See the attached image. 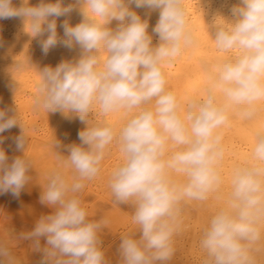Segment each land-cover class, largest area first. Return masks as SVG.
Here are the masks:
<instances>
[{"label":"clouds","instance_id":"9594fccd","mask_svg":"<svg viewBox=\"0 0 264 264\" xmlns=\"http://www.w3.org/2000/svg\"><path fill=\"white\" fill-rule=\"evenodd\" d=\"M133 5L159 9L152 30L156 46L148 19ZM77 6L82 20L75 25L64 20L59 35L57 19ZM231 15L230 20L216 17L211 38L217 51L230 55L211 69L207 95L189 99L181 110L166 87L163 68L193 42L184 0H40L37 5L20 0L19 6L0 0V19L23 18L31 37H43L44 54L57 44L82 51L75 61L39 70L34 108L86 124L78 132L80 143L63 145L55 138L60 163L39 195L50 212L18 234L42 254L40 264H107L99 238L106 221L89 218L79 193L98 175L113 142L121 162L111 171L109 188L114 202L134 209L138 226V234L121 238L119 264L171 259L181 223L179 204L206 201L223 183L216 130L227 123L229 109L251 119L255 105L264 103V0H239ZM113 20L118 22L114 28L109 26ZM110 113H123L124 124L115 128L93 118ZM17 125L21 133L13 140L24 154L10 159L0 147V194L14 197L31 183L32 162L25 155L27 133L18 111L0 109V133ZM199 243L202 264H264V125L255 130L250 160L233 169L230 191L209 217ZM0 264H17L6 242H0Z\"/></svg>","mask_w":264,"mask_h":264},{"label":"bare ground","instance_id":"6f19581e","mask_svg":"<svg viewBox=\"0 0 264 264\" xmlns=\"http://www.w3.org/2000/svg\"><path fill=\"white\" fill-rule=\"evenodd\" d=\"M19 3L20 0H13L14 5L19 6ZM39 3L40 0H30L31 5H37ZM64 3H74V0H64ZM184 3L193 42L182 51V54L175 61L165 65L163 68L167 81L166 87L177 97L181 110L186 109V103L189 99H200L207 95L211 69L220 62L222 58L230 55L217 51L211 38L215 36L214 21L216 17L222 16L226 20H230L232 18L231 8L238 4L239 0H184ZM132 7L142 18L148 19V32L153 37V46H156L159 40L158 36L153 33L152 30L158 21L159 9L150 10L147 7L135 8V5ZM82 18L79 6L75 7L70 14L59 17L57 19L58 34L63 36V28L61 25L64 20L67 19L72 25H75L79 23ZM223 18H218V22L223 23ZM117 23V21L113 20L109 26L114 28ZM26 31H29V29L24 27L23 18L21 17L0 19V109L7 108L17 110L19 118L22 117L23 119L29 116L30 121L28 122L29 124L26 125L30 127H28L27 132L30 138L33 135L35 136L34 126L38 127V130L41 131L43 139L38 140L39 138H35L36 141L32 139L34 142L31 143L29 140V142H27L29 145L25 149V155L31 160L33 169H35V171L37 170V172L39 170L38 173L32 170L31 172L37 173V176L33 174L34 177H32L36 178L40 174L38 180L40 181V179H43L42 181L46 183V176L51 171L55 170L60 163L57 158V152L53 147L55 138L60 140L63 145L73 142L80 143L78 132L85 128L86 124L82 123L78 118L71 120L66 119L59 111L55 113H46L43 110H36L34 108L33 103L40 80L39 70L45 66L54 68L62 60L75 61L81 56L82 51L78 45L73 48H68L63 44H57L55 47L51 48L47 54H44L40 43L43 37L33 38ZM101 55H106V53L102 52ZM255 108L256 115L251 119L242 116L238 108L233 107L229 109L227 123L216 130V134L220 137V146L223 150V158L219 163V171L223 183L217 192L209 193L206 201L201 202L185 199L179 204V219L181 223L173 236L174 254L171 259L168 260V263L173 262L175 257L178 258L176 255H179L181 249L186 246H189L190 253H197L198 258L202 260L200 261L201 264L205 259V253L201 249L199 243L202 230L207 224L211 214L222 204L223 199L230 191V177L233 169L250 160L255 130L261 125H264V103H258L255 105ZM9 114H11V112ZM93 118L106 121L115 128L121 127L126 119L123 113H110L106 117L100 114H94ZM23 122L25 123V121ZM24 123L22 125L26 128ZM8 130L7 131L14 136H18V134L21 133L19 125ZM2 135L7 138L4 132ZM14 136H12V138ZM8 139L9 141L7 140V143L12 140L10 136H8ZM7 143L0 147H5L7 149ZM10 143L15 144L14 141ZM10 146L12 147L13 145ZM11 147L10 151L13 149ZM7 150L6 153L8 152ZM61 151L64 155H67L64 149H61ZM17 152L18 150H16V153ZM19 154L23 155L24 152L20 151ZM120 162L121 154L119 146L113 142L106 151L104 159L101 161L98 175L94 179L85 182V187H89L86 196H88V200L91 201V205L89 206H92V215L90 218L95 220L103 219L106 221V224L99 233L105 236L112 234L110 233L111 228H113L114 231V227L112 226H119L123 223H128L127 227L131 225V228H128L129 231H127L125 235H128V232L129 234H138V226L132 219L134 209L129 205L117 204L114 202L109 188L108 180L111 171ZM176 179L180 181L182 177L176 176ZM94 186H96V188H93ZM43 187L44 186H42V188ZM83 201H85V199ZM118 218H122L124 221H118ZM119 222L122 223L120 224ZM121 226L125 228L126 225ZM108 230H110V232ZM113 234L115 235L114 232ZM101 237L104 238V236ZM110 237L108 236V238ZM113 241H118V238L117 240L115 238ZM186 243H188V245L184 247ZM186 250L183 249V252ZM108 252L107 250L105 253ZM183 254L185 255V253ZM181 257L183 256L181 255ZM111 258L109 259L112 260ZM116 262L119 263V261ZM108 264L110 263L108 262Z\"/></svg>","mask_w":264,"mask_h":264},{"label":"rangeland","instance_id":"374dc122","mask_svg":"<svg viewBox=\"0 0 264 264\" xmlns=\"http://www.w3.org/2000/svg\"><path fill=\"white\" fill-rule=\"evenodd\" d=\"M20 119H22V120H20V122L22 121L21 122L22 124L24 123L23 121H25V123H24L25 125L26 124H29L28 123L30 121V117L29 116L26 117V118H24V119L21 117ZM28 127H29V125H26V128H25L26 129V133L28 132ZM35 127L36 126H34L35 136L33 134H31L33 136H31V138H30V135L28 133L27 134V138H29V139H27V142H29V140H30V143L31 142H34V140L32 141V139H35V138L36 139L39 138L38 140L43 139V137L41 136V131L38 130V127H36V128ZM36 129H37V131H36ZM8 131L6 130L4 132V135L7 136V138L2 135L3 133L2 134L0 133V135H1L0 137L6 138V139H4L5 140L4 143L7 140L9 141L8 136H10V138L12 139V140H10V142L11 141H14L13 138L16 137V136L12 135ZM8 133H10L11 135L8 134ZM18 135H20V133ZM12 136H14V137L12 138ZM36 139H35V141H36ZM10 142H8V143L6 142L7 143V146L6 147L9 148V149L7 148L8 150L4 147L5 148V151L6 150L8 151L6 154L9 156L10 159L11 158H14L15 156H18V155L20 156L22 153L19 154L20 153L19 150H18L19 153L18 152L16 153V150L17 149L14 146L15 144H12ZM4 143H3V145H0V146H4L6 144V143L5 144ZM10 145H13L14 148H13V146L11 147ZM28 145H29V143L27 144V146ZM10 147L13 148L14 151H13V149H12V151H10L11 150ZM14 154H15V156H14ZM32 170H34V172H37V170L35 171V169H33V167H32ZM34 172H31L32 174L30 173L31 177L32 176L34 177L33 174H35V176H37V173L39 172V170H38L37 173H34ZM39 175L36 178H33L32 177L31 183L28 186H26V188L21 192V194L19 195V197H14L11 193L0 194V242H6L9 245V247L11 248L12 254H13V256L16 259L17 264H40V261L42 259V254L39 253V252L33 251V249H32V247H31V245H30L29 242L24 241V240H21V239L18 238V234L19 233H21L23 231L31 230V228L33 227L34 221L40 215L47 214L48 212H50V209L46 208L45 206H43V205H41L39 203V195H40L42 186L45 185V182L42 181L43 179H40V181H42L44 183H42V182H40L38 180ZM40 178H41V176H40ZM32 183H33V185H32ZM41 184H43V185H41ZM93 188H96V186H94ZM88 189H89V187L86 186L85 189L83 188V191L81 190L82 192H80L79 195H80V198L82 199L83 206L86 207L87 212L89 211V213H90V214L88 213L89 214V218H90L91 215H92L91 214V212H92V206H89V205H91V201H89L88 200V196H86L88 194ZM84 199H85V201H83ZM87 202H88V204H87ZM88 209H90L91 211L88 210ZM118 221H122L123 222L124 219L122 220V218H120ZM121 225H124V226L126 225V226L124 228ZM121 225H119V226L118 225L112 226V227H114V231H113V228H111V232H110V230H108L112 234L114 232L115 235L114 234L112 235V234H110L107 231L111 235V237H110V235H106L105 236L103 234L102 235L99 234L100 235L99 238L102 240V245H101L102 246V251H104V255L106 256L105 257V260H106L107 264H108V262L110 264H115L116 261H120L119 254H118V250H117L118 249V245H119V241L121 240V238L123 236H125L126 232L129 231L128 228L129 227L131 228V225H129V227H127L128 226V223H123ZM115 229H116V231H115ZM123 233H124V235H123ZM119 234H122V235H119ZM127 234L130 235L129 232ZM101 236H104V238L101 237ZM108 236L110 238H108ZM115 238H116V240L118 238V241L114 242L113 240ZM103 239H105V240H103ZM112 243L115 244V245H113ZM108 245H110V246H108ZM186 245H188V243L184 244V247ZM186 248H187V250H186ZM183 249L186 250V251L183 252ZM183 249H181V251H180V253H182V254L179 253L180 256L178 254L176 255V256H178V258L175 257V259H174L175 263L173 261V262H169L170 264L171 263L172 264H177V263L178 264H201L200 261H202V260L200 258H198L197 253H195V252L193 254L190 253L189 246H186ZM107 250L109 252H111V253H109V252H108L109 254L108 253H105V252H107ZM183 253H185V255ZM186 254H187V256H186ZM195 254L197 255V257H196ZM181 255L183 257H181ZM193 255H195V256H193ZM108 257L109 258L112 257L111 258L112 260H110ZM179 257H181V258H179ZM113 259H114V262H113ZM164 263L165 264L166 263L169 264L168 261H166ZM116 264H119V263L116 262Z\"/></svg>","mask_w":264,"mask_h":264}]
</instances>
